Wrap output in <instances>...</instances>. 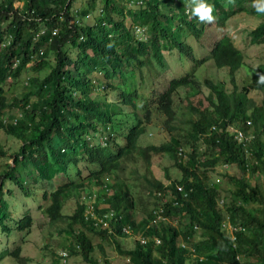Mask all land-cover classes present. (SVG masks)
Masks as SVG:
<instances>
[{"label": "trees", "instance_id": "trees-1", "mask_svg": "<svg viewBox=\"0 0 264 264\" xmlns=\"http://www.w3.org/2000/svg\"><path fill=\"white\" fill-rule=\"evenodd\" d=\"M86 1V8L78 10L73 6L75 0H0V129L20 142L12 152L0 146V156L12 159L0 173L1 229L10 231L6 223L9 203L3 191L9 180L25 193L40 190L39 209L52 223L66 222L68 256L80 254L88 264H108L106 259L100 263L93 256L97 247L103 251L93 237L112 240L118 253L127 258L125 264H264V100L258 105L247 94L250 87L262 91L264 98V85L257 83L255 74L264 73V64L249 68L250 82L241 89L235 75L245 64L243 52L223 41L212 45L203 59H210L218 69L228 68L232 90H226L224 82L197 74L205 60L193 56L186 36H199L203 24L189 15L190 0ZM207 2L217 13L228 0ZM98 7L93 24L81 22ZM249 10L255 13L252 6ZM138 34L144 39L137 38ZM263 41L264 26H260L251 42ZM165 52L193 62L188 72L172 78L165 90L145 105L146 122L151 121L153 111L161 114L170 138L161 144L139 145L145 133L143 120L125 135L123 147L96 145L80 159L81 150L88 148L84 134L114 123V116L103 109L104 98L91 96L102 78L106 79L105 65L126 55L131 57L135 71L142 67L136 62L138 56L149 54V61L162 66ZM50 55L55 57L54 64L48 61ZM28 62L30 67H26ZM47 68L48 72L40 75ZM28 69L31 71L21 93L6 95V84L17 81ZM202 86L208 90L204 100L199 95ZM180 88L181 99L177 94ZM183 95L186 97L182 99ZM180 106L182 113L177 112ZM246 119L253 125L246 126ZM231 124L253 131L255 138L238 141L224 131L225 125ZM160 153L174 161L181 175L171 180L165 172L167 185L149 173L144 175L150 190H162L163 195L153 196V209L144 206V216L135 220V201L113 174L123 168L124 160L135 162L139 157L149 166L152 156ZM79 163L92 166L89 175L77 171L74 177L68 173L70 165L77 167ZM229 165L236 166L242 176L222 172L219 180L223 178L231 185L226 189L209 174L217 166ZM60 172H65L67 181L51 192L25 184L29 177L51 181ZM259 177L260 184L255 180ZM94 192L104 198L103 206L96 208L99 212L109 205L123 214L112 223L113 232L84 220L87 205L83 197ZM72 196L76 198L75 208L65 215V200ZM221 198L223 206L219 204ZM31 224L29 211L14 221L17 231L29 230ZM226 224L233 228V235L226 232ZM126 225L138 236L130 249L119 243L120 238L130 236L123 231ZM142 237L148 238L146 244L141 243ZM20 252V245L5 249L0 252V261L10 255L18 264H29ZM58 257L55 254L52 264H60Z\"/></svg>", "mask_w": 264, "mask_h": 264}, {"label": "rangeland", "instance_id": "rangeland-1", "mask_svg": "<svg viewBox=\"0 0 264 264\" xmlns=\"http://www.w3.org/2000/svg\"><path fill=\"white\" fill-rule=\"evenodd\" d=\"M16 6H21L20 2H15ZM74 8L85 9L87 6L86 0H75L73 4ZM101 7V6H99ZM90 13L88 16L81 20L84 24H93L95 21L96 15L99 13L100 9ZM130 8H135L133 4H130ZM240 17H236L237 20L242 21L245 25L253 24L255 18L249 14L239 13ZM260 20H257V23ZM232 23H228L230 26ZM137 38L143 40L144 36L142 34H138ZM249 36H246L244 41L238 45L239 48H242L243 54L245 56L244 62L245 64L241 66V68L236 72L235 80H237V84L239 88L247 87L250 82V74L251 70L249 68H255L259 64H264V41L261 43H250ZM186 41L193 47L194 57L198 61H204L203 66L201 65L200 69L197 71V74L202 77L211 78L214 81H222L226 87V90L231 91L232 85L230 83L228 68L221 67L220 69L216 68L210 59H203L209 53V49L211 47L210 39L206 36L200 37L199 39L195 38L193 35L188 34ZM67 48V47H66ZM177 54L173 52H165L163 58L162 66L156 62L153 63V70L151 73H154V78H152V87L155 91V96L165 90L168 82L173 77H180L188 72L192 67V61L188 58L182 57L181 59L176 57ZM146 63H150L149 60H152L151 55H147L145 57ZM48 61L54 64L55 57L54 55H50L48 57ZM31 63L28 62L26 67H30ZM31 71L30 69L26 70L17 81H11L6 84V95H17L21 93L24 89V82L26 80L27 74ZM48 72V68L46 71L41 72L40 75H45ZM149 74V70L147 67L142 68L141 70L137 69L136 76L137 81L141 82L143 85H146L145 77ZM141 75L144 76L141 79ZM203 81V79H202ZM201 91L199 95H201L202 99L208 94V90L206 87L202 86L199 88ZM198 89V90H199ZM247 94L255 102L259 103L263 96L262 91L257 89H252L247 87ZM148 91H151L148 89ZM183 93V89L180 88L177 91L178 97L181 99V95ZM186 96L183 95L182 99ZM199 96L196 97V99ZM194 101L195 96L191 97ZM204 100V99H203ZM181 102V100H180ZM185 103V102H184ZM183 106V104H182ZM112 109H116L114 104H111ZM178 113H182L184 110L180 106L178 107ZM11 114V111L7 112ZM146 126V133H144L139 139V145H148V144H161L164 141H167L170 138V133L165 129L164 126V117L159 113L152 112V118L149 124ZM20 145L19 140L15 139L4 133L2 129H0V146L4 148V150L8 152L15 151ZM136 161L133 162L131 159L124 160L122 162V169L117 171L113 176H118L128 189V192L131 195V198L135 201V210L133 212L135 220H140L144 216V208L153 209V197L149 194L151 191L149 185L146 184L144 180V175L150 174L161 180L163 184L169 183V178L166 176L165 172L168 173L171 180L177 179L180 177V170L174 165V161L165 153H160L152 156L151 165L147 166L143 160L139 157H136ZM12 159L10 157L0 156V173L7 169L5 167L6 163H11ZM91 167L90 166H81L80 172L82 175H89ZM147 170L149 172H147ZM68 173L74 175L76 172V168L74 165H71L67 170ZM228 172L229 174L241 177V171L234 165L229 166H217L216 169L210 172V178L217 181V177H221L222 172ZM250 175L249 173L245 176ZM112 176V177H113ZM67 175L65 172H60L56 174L51 181L44 180L40 177L34 179L33 177H29L26 179V185L29 187L35 188H45L47 191L51 192L56 189V187L60 184H63L67 181ZM250 178V177H249ZM255 179L258 184H260ZM221 186L226 189H230L231 185L228 184L223 178L219 181ZM92 187V186H89ZM93 188V187H92ZM99 186L97 189H100ZM4 197L8 200L10 217L6 219L7 225L10 227V231H3L0 227V251L1 250H13L16 246H21L20 255L28 258L29 264H52L53 258L55 254L59 257L63 256V253L66 251L65 245L68 243V228L66 226V222L61 220L57 223H52L49 221L48 217L39 209V198H40V190H31L28 193H25L16 183L12 181L6 180L4 183ZM96 193V192H95ZM111 193L109 190L108 195ZM97 194V193H96ZM223 202L219 204L223 206ZM76 198H69L63 209L62 213L65 215L71 214L73 209L75 208ZM152 203V204H151ZM29 211L32 215V224L29 230L17 231L15 228L14 221L23 216V214ZM226 232L231 231V227L226 226ZM93 237V236H92ZM198 238V235H196ZM134 236H128L124 238H120L119 243L122 248L130 249L134 246ZM93 242L95 245L101 244L103 246L102 253L97 247L93 252V256L96 259H99L100 263H103L104 259L108 261V264H125L127 262V258L125 256L120 255L116 249V245L112 240H104L102 241L98 237H93ZM57 258L60 264H88L86 263L80 254L70 255L68 259L64 262L62 258ZM0 264H18V262L10 255H6L0 261Z\"/></svg>", "mask_w": 264, "mask_h": 264}, {"label": "clouds", "instance_id": "clouds-1", "mask_svg": "<svg viewBox=\"0 0 264 264\" xmlns=\"http://www.w3.org/2000/svg\"><path fill=\"white\" fill-rule=\"evenodd\" d=\"M228 3L232 5L229 6ZM228 3L223 6V9L215 13L214 5L208 3L207 0H190V5H187L189 7V15L191 17H195L199 23L203 24L202 26H199L202 30L201 34H199V36H193L197 39L203 36L208 37L211 42V47L212 45L214 46L216 43L223 41L229 46H233L242 51V48H239L238 45L244 41L246 36H249V41L250 43H252L251 39L252 36L256 34V28L264 26V0H253V2H251L250 0H240L237 3H235V0H228ZM251 6L253 7V11L255 13L249 10ZM239 13L249 14L253 16L255 18L254 23L250 25L243 24L242 21H239L236 18L240 17ZM258 19L260 21L257 23ZM228 23L232 24L228 26ZM146 56L147 54L138 56V60H136L137 64L142 65V67H137V69L141 70L142 68L147 67L149 70V74L145 77V81L147 82L146 85H143L141 82L137 81V69L135 71H132L131 57L128 58V56L123 55L119 57L118 61L113 62L112 60L105 65L103 73L106 76V79L102 78L101 83L97 85L96 90L91 94V96L104 98L103 109L107 112H110L114 116V123L112 127L110 126V124H108L105 128L100 127L96 130L91 129L86 134H84V139L88 141V148L81 150L80 155H78L80 159H83L82 157L87 155V150H92V148H94L96 145H99L100 147L110 146L112 148H115L117 146L123 147L126 143L125 135L130 134L132 130H136L139 124L143 120H145V105L152 99L153 95H155V92L148 91V89L154 90V88L152 87V78H154V73L151 72L153 70V63L157 62L150 61V63L145 64ZM139 61L143 62L141 63ZM255 74L257 76V83L264 85V73L257 71ZM143 78L144 76L141 75L140 81ZM263 100L264 98L262 96L261 101L259 103H256L260 105ZM111 104H114L116 106L115 110L111 108ZM149 123L150 119L147 122L145 120V133L147 129L146 126H149L147 125ZM244 124H246V126L253 125L250 119H246ZM225 126H232L236 129L243 130L246 134L251 135L252 138L250 141L255 138V133L251 130H244L238 125L234 124ZM230 135L233 136V134ZM180 151L181 148L178 151L179 155ZM81 166L92 167L91 165L86 163H79L77 167L75 166V174L72 175L70 173V175L74 177L77 176V171L80 172ZM69 167L67 168V170L69 169ZM217 179V182H219L220 180L218 177ZM159 181L162 183L161 180ZM149 194L152 197H158L162 196L163 192L162 190H151ZM183 196L186 197V194H184ZM66 201L67 200H65V203ZM220 202H223V200L220 199L219 203ZM160 208L161 206L159 205L158 209ZM84 212L85 211H83V214ZM225 223L226 222H224V224ZM226 226L230 227L229 224H226L225 227ZM232 230L233 228L231 227V231H229L231 235H233ZM125 234H129L130 236H134L135 239H138V236L136 234H133L132 230L130 231V233ZM232 238L234 237L232 236ZM146 239L148 241V238Z\"/></svg>", "mask_w": 264, "mask_h": 264}, {"label": "built area", "instance_id": "built-area-1", "mask_svg": "<svg viewBox=\"0 0 264 264\" xmlns=\"http://www.w3.org/2000/svg\"><path fill=\"white\" fill-rule=\"evenodd\" d=\"M216 127H212V129H215ZM221 130V129H220ZM224 131H228L229 134H233V136L238 141H250L251 135L246 134L243 130L236 129L232 126H225ZM218 180V179H217ZM84 202L86 203V208L84 212V220L86 222L91 223L93 226L96 227H105L108 228V231L113 232L112 229V223L118 222L120 219H122L123 214L121 212H118L117 210L109 207V205L106 206V209L103 212H99L96 208H101L104 203L103 197H98L97 194L94 192L88 196L83 197ZM123 231L125 233H130L131 228L129 226H124ZM155 243L158 244L160 241L159 239H154ZM142 243H146L147 239L142 237L141 238ZM68 253L65 251L62 256V260L65 262L68 259Z\"/></svg>", "mask_w": 264, "mask_h": 264}]
</instances>
